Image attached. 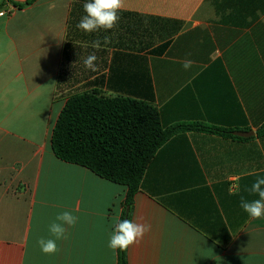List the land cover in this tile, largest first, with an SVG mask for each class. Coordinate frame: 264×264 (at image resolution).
<instances>
[{"label":"crops","instance_id":"crops-1","mask_svg":"<svg viewBox=\"0 0 264 264\" xmlns=\"http://www.w3.org/2000/svg\"><path fill=\"white\" fill-rule=\"evenodd\" d=\"M26 1L0 0V264L119 263L107 243L128 188L52 148L67 101L88 92L149 103L165 127L233 131L159 148L129 217L150 231L127 264H264V217L240 207L264 175V0H125L117 26L93 33L76 27L86 0L13 4ZM62 211L78 222L45 255L37 241Z\"/></svg>","mask_w":264,"mask_h":264},{"label":"trees","instance_id":"trees-1","mask_svg":"<svg viewBox=\"0 0 264 264\" xmlns=\"http://www.w3.org/2000/svg\"><path fill=\"white\" fill-rule=\"evenodd\" d=\"M36 1L13 4L22 8ZM184 130L233 134L231 130L198 124L165 127L159 111L149 103L88 92L67 101L52 134V148L60 160L83 166L104 179L126 186L122 219H129L135 194L151 160L161 146ZM118 264H127L126 251H119Z\"/></svg>","mask_w":264,"mask_h":264},{"label":"clouds","instance_id":"clouds-1","mask_svg":"<svg viewBox=\"0 0 264 264\" xmlns=\"http://www.w3.org/2000/svg\"><path fill=\"white\" fill-rule=\"evenodd\" d=\"M124 6L125 0H86L83 4L85 15L81 17L76 27L85 33H93L101 29L105 31L112 30L119 23L120 12ZM93 46L98 48L100 42H94ZM97 60L98 57L95 52L89 53L83 61L85 69L95 71ZM191 65V60H185L182 67L188 70ZM247 191L258 198L249 201L241 196L240 207L252 219L264 217V175H258ZM77 222L78 217L70 211L58 213L48 228L51 237L54 238L41 237L37 241L42 253L45 255L57 254L59 252L57 241L67 239L68 229L75 227ZM150 227L149 224L139 223L133 219L116 217L107 247L113 252L127 251L130 246L143 239L144 235L150 231Z\"/></svg>","mask_w":264,"mask_h":264}]
</instances>
